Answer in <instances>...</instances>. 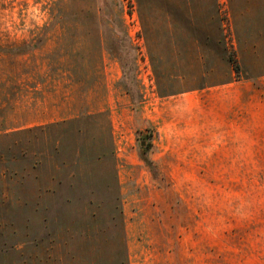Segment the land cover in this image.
Returning a JSON list of instances; mask_svg holds the SVG:
<instances>
[{"label": "rangeland", "instance_id": "obj_1", "mask_svg": "<svg viewBox=\"0 0 264 264\" xmlns=\"http://www.w3.org/2000/svg\"><path fill=\"white\" fill-rule=\"evenodd\" d=\"M200 1L0 0V264H264V0Z\"/></svg>", "mask_w": 264, "mask_h": 264}, {"label": "crops", "instance_id": "obj_2", "mask_svg": "<svg viewBox=\"0 0 264 264\" xmlns=\"http://www.w3.org/2000/svg\"><path fill=\"white\" fill-rule=\"evenodd\" d=\"M138 19L144 29L152 30L156 28H186L191 29L198 27L200 0H135ZM186 15V16H185ZM187 24H184V23ZM196 22V24H195ZM179 24V25H177ZM99 29V27H96ZM173 38V37H172ZM92 44L90 45V58L81 57V60H88V66L70 67L67 68V73L72 75L73 70L80 69V72L74 73L72 76H88L96 78L94 83L89 88H123L119 87L118 82L121 78V72L117 67H109L110 62L114 59L111 58L107 46L104 45L102 39V32L96 31L92 33ZM173 40V39H172ZM190 41L189 43H192ZM174 43V42H173ZM70 46V45H69ZM55 49V48H53ZM71 53L80 54L86 53V50L79 46L69 48ZM88 51V50H87ZM89 52V51H88ZM74 59H79L75 58ZM90 60V62H89ZM91 63V64H90ZM86 64V63H85ZM115 64L114 62L112 63ZM91 69V72H84ZM96 69V72H95ZM199 76V75H198ZM202 74L199 78H202ZM98 78V79H97ZM196 83H199V81ZM74 88H82V86H75ZM56 101V100H54ZM64 107V106H63ZM91 107H93L91 105ZM96 107L103 108V104H98ZM72 108V106L65 105V109Z\"/></svg>", "mask_w": 264, "mask_h": 264}, {"label": "built area", "instance_id": "obj_3", "mask_svg": "<svg viewBox=\"0 0 264 264\" xmlns=\"http://www.w3.org/2000/svg\"><path fill=\"white\" fill-rule=\"evenodd\" d=\"M132 25H133V26L135 25V17H134V15H133V13H132Z\"/></svg>", "mask_w": 264, "mask_h": 264}, {"label": "trees", "instance_id": "obj_4", "mask_svg": "<svg viewBox=\"0 0 264 264\" xmlns=\"http://www.w3.org/2000/svg\"><path fill=\"white\" fill-rule=\"evenodd\" d=\"M230 61H231V59H230ZM234 67H235V70H236V71H239V66H238V65H235V64H234Z\"/></svg>", "mask_w": 264, "mask_h": 264}]
</instances>
